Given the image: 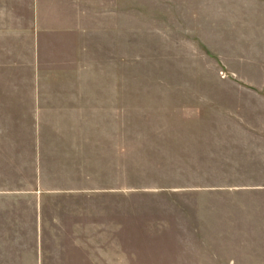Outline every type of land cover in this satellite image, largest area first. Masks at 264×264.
<instances>
[{
	"label": "rangeland",
	"instance_id": "374dc122",
	"mask_svg": "<svg viewBox=\"0 0 264 264\" xmlns=\"http://www.w3.org/2000/svg\"><path fill=\"white\" fill-rule=\"evenodd\" d=\"M0 264H264V0H0Z\"/></svg>",
	"mask_w": 264,
	"mask_h": 264
},
{
	"label": "crops",
	"instance_id": "0c3cea01",
	"mask_svg": "<svg viewBox=\"0 0 264 264\" xmlns=\"http://www.w3.org/2000/svg\"><path fill=\"white\" fill-rule=\"evenodd\" d=\"M36 146V143H35ZM35 169L36 173L38 171V167L39 165H37V157L35 156ZM15 194H24V196H35L36 197V201H35V211H34V223H35V236L37 239H39V242L42 240V229H44V220H43V205H44V198L45 196H49L50 193H53V191H51V189L47 188L45 185L43 186L41 178L38 176V178L36 179V181L34 182L33 186L31 188H17L14 191H11ZM58 193V192H55ZM59 193H66V192H62V189L60 190ZM74 193V192H71ZM62 194L58 195V196H63ZM33 216V215H32Z\"/></svg>",
	"mask_w": 264,
	"mask_h": 264
}]
</instances>
